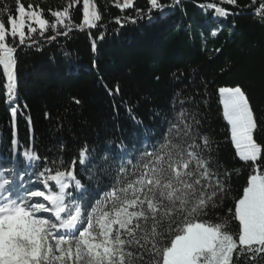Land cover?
Segmentation results:
<instances>
[{
  "label": "snow or ice",
  "instance_id": "6c2138e0",
  "mask_svg": "<svg viewBox=\"0 0 264 264\" xmlns=\"http://www.w3.org/2000/svg\"><path fill=\"white\" fill-rule=\"evenodd\" d=\"M179 3L148 0L149 18L153 10L163 13ZM221 3L236 5L237 0ZM257 3L255 13L264 19V0H252ZM133 4L134 0H116L114 6L123 11ZM16 5L15 13L0 9V66L8 79L10 105L17 96L20 46H36L39 51L41 42L102 26L95 0H82L80 23L71 18V3L49 7L47 14L40 5L25 6L21 0ZM201 7L214 9L220 17L231 14L215 3ZM136 12L144 15L140 9ZM116 22L121 23L120 18ZM173 75L179 80L183 73ZM181 97L179 91L173 95L162 130H152L134 157L125 158L121 143L125 155L106 152L98 163H93L96 150L87 144L70 162L59 155L49 159L31 143L19 145L13 132L12 153L22 156L24 167L19 160L6 167L7 159L0 158V264H240L242 260L259 264L264 260V164L258 163L264 161V146L254 138L258 121L249 98L240 86L218 88L236 156L245 164L251 162L242 193L227 214L219 216L215 210L229 198L228 181L239 170L230 171L219 163L216 142L201 131L198 107H186L195 101ZM73 102L80 103L75 98ZM9 111L15 128L18 110ZM64 147L61 144L59 151ZM77 164L89 171L87 184L76 171ZM99 172L108 183L98 179Z\"/></svg>",
  "mask_w": 264,
  "mask_h": 264
},
{
  "label": "trees",
  "instance_id": "16d2710c",
  "mask_svg": "<svg viewBox=\"0 0 264 264\" xmlns=\"http://www.w3.org/2000/svg\"><path fill=\"white\" fill-rule=\"evenodd\" d=\"M21 2L25 6L40 5L46 14L49 7L59 9L71 3L72 20L80 23L82 19V0ZM115 2L95 0L102 15L98 24L102 26L73 30L68 37L41 42L39 51L36 46H20L15 66L17 96L11 105L6 102L8 79L0 66V158L10 160L13 132L19 145L31 143L49 159L59 155L70 162L87 144L96 150L93 163H98L106 152L113 157L125 155L121 143L125 158L134 157L152 130H162V119L179 91L181 98L190 96L195 101L186 103V107H198L201 131L216 142L219 163L230 171L239 170L233 171L228 181L229 198L215 210L219 216L226 215L246 185L251 162L245 164L236 156L218 88L240 86L246 93L258 121L254 138L264 146V19L255 14L259 3L180 0L163 13L153 10L149 18L148 0H134L133 6L123 11L114 6ZM160 2L170 4L172 0ZM209 3L231 14L220 17L214 9L201 7ZM16 6V0H0V9L15 13ZM136 9L144 15H138ZM2 18L6 23L7 16ZM174 73L183 76L177 80ZM73 98L80 103H74ZM10 107L18 110L15 128ZM61 144L65 146L62 152ZM21 150L23 147L18 148ZM18 160L23 168L22 156ZM76 171L87 184L89 171L79 164ZM97 176L108 183L103 172Z\"/></svg>",
  "mask_w": 264,
  "mask_h": 264
},
{
  "label": "rangeland",
  "instance_id": "374dc122",
  "mask_svg": "<svg viewBox=\"0 0 264 264\" xmlns=\"http://www.w3.org/2000/svg\"><path fill=\"white\" fill-rule=\"evenodd\" d=\"M256 14V13H255ZM257 15V14H256Z\"/></svg>",
  "mask_w": 264,
  "mask_h": 264
}]
</instances>
